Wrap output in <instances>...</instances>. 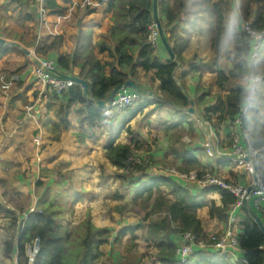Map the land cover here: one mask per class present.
<instances>
[{"label":"trees","instance_id":"16d2710c","mask_svg":"<svg viewBox=\"0 0 264 264\" xmlns=\"http://www.w3.org/2000/svg\"><path fill=\"white\" fill-rule=\"evenodd\" d=\"M10 1L9 8L12 5H28L36 9L37 13L34 16L30 12L26 13L27 20H33L36 15H40L35 4L30 3L29 0ZM72 1L45 0L43 9L53 14H59L64 8L62 3ZM96 1L112 13L111 18L114 24L105 39L93 43V33L82 30L74 40L75 46L69 50L66 47V37L61 33L48 42L45 40L46 42H42L37 49L39 55L56 60L59 73L62 76H78L88 81L91 88L90 99L84 96L83 89L79 84L64 90L62 94H56L51 88H48L51 98L46 106L48 111H54L57 119H46L44 126L53 134V139H59L61 129L70 128L72 124L70 114L76 111L80 114L81 125L86 126L87 129L103 127L108 120L94 101L105 99L117 86L123 85L129 80L135 81L138 86L142 87L141 70L146 72V76L152 72L151 81L153 83L159 81L156 89L153 86L152 90L159 98H146L136 107L123 108L122 111L126 112L124 113V124L114 135L109 133L110 142L104 146L106 158L116 169L110 171L107 167L102 166V176L104 178L113 176L120 180V187L114 193V198L118 203L110 211L112 218L115 220L116 216L121 217L116 221L121 223L129 206L142 200L144 209H146L143 219L147 223L145 241L148 246L155 247L153 262L164 264H264V232L244 207L233 213V206L238 199L230 190L217 184L199 185V180L207 172L196 154L190 151L181 154L180 151H176L188 165L180 167L182 171L188 172L192 168L199 167L198 179L195 183L181 177L174 180L166 173L150 174L148 170L150 160L153 161V159L150 157L149 160H144L136 157L140 156L143 151L151 149H146L140 139H136L131 127H127V124L150 105L161 107L167 102L179 109L189 107L191 105L189 94L184 79H181L186 77L187 72L183 71L181 77H176L175 72L179 64L171 59L164 45L163 49L168 58L163 60L158 55L157 46L149 41L150 27L154 21V0ZM207 1H158L159 17L168 42L178 62L183 65H187L188 59L184 53L190 43L189 39L179 31V28L181 25L200 28L202 9ZM234 4L239 9L238 18L241 21L240 24L235 22L230 31L232 42L235 44L230 56L233 66L228 71L223 69L216 71L217 85L224 88L232 78L242 80L232 87L225 98L220 95L216 96V101L211 105L208 101H203L207 95L203 93L199 96L200 101L198 100L197 107L212 125L213 131L219 139L224 132L229 137V124H232L240 114L252 85L251 76H254L258 81L255 87L253 107L243 117V127L247 132L248 142L251 146L262 149L264 147V0H238V2L234 0ZM223 5H227V0H219L213 6L215 29L211 44L217 50L221 48L226 37V24L228 23L225 15L226 7ZM17 9L22 12V7H17ZM92 12H95V9L87 7V14ZM245 22H248V27L253 33L263 34L261 39L249 32ZM256 45H259V48L256 50V56L253 57ZM15 49L18 50L17 47L9 48L0 45V56ZM68 50L70 52H66ZM104 53L110 55L111 61L102 59L101 56ZM27 64L28 60L26 66ZM194 67L198 69L197 62ZM75 68L80 69L77 75L74 73ZM12 74L13 72L9 76ZM17 74L20 76V73ZM23 84L20 76V81L14 82L12 86L13 91L19 90ZM182 86L186 91L182 90ZM201 88L200 85L196 86L198 92ZM38 95L39 91L35 90L33 101L38 98ZM16 98L23 100L26 105L33 103L26 100L25 92L18 93ZM207 102L208 105H205ZM131 114L132 116H129ZM189 117H191L190 114L185 113L174 125H167L166 133L178 130L176 141L179 142L185 133L183 123L188 121ZM190 125L192 135H194L198 123L191 122ZM87 129H84V134ZM124 130L131 136L128 143L118 142ZM258 160L260 175L264 182V150L259 151ZM236 165L237 172L229 171V174L234 178L226 177V181L229 183L242 182L246 177L241 167ZM209 169L211 173H217L220 168L216 169L215 166H212ZM146 176L150 177V182L144 184L142 190L135 191L131 201L127 202L125 193L127 188L132 184L140 183ZM177 180H182V182ZM0 184V191L6 199V203L11 205L1 204L0 215L10 220L12 229L20 228L17 248L20 256L24 259L21 264H28V258L25 256L26 246L35 238L40 239V251L33 264H99L104 256L102 248L110 243L123 244L125 248H120L121 250L125 249L129 256L137 255V251H133V246L130 248L129 243L126 247L125 238L128 237L127 234H130L128 239L130 243L138 239L140 236L137 231L142 228L141 225L125 224L117 230L110 226H98L94 223L90 210H88L87 217L77 225L64 224L62 219L65 217L66 210L72 212L77 202L84 197H92L87 189L82 188L76 190L71 196L67 195V205L63 206L58 203L57 197H52L54 196L52 187L47 186L45 179L40 176L35 181V187L37 190H44L37 196L35 211L29 213L31 206L35 204L34 194L23 195L14 183L10 184V181L3 180ZM210 195H215V198L220 196L221 202L218 203L215 198L209 201ZM207 200L208 203L211 202L209 217L217 219L222 226V229L217 230V234L227 229L228 226L238 224L242 228V232L239 234L240 258L238 260H234L228 254L205 251L194 254L186 262L177 259L176 249L181 243V233L192 232L198 241L210 240V231L206 230L201 218L198 217V210L207 206ZM26 213L29 214L25 220ZM231 215L235 217L232 222L230 221ZM14 250V240L9 241L6 245V254L10 256ZM129 256H124L123 262ZM0 264H4L1 259Z\"/></svg>","mask_w":264,"mask_h":264},{"label":"rangeland","instance_id":"374dc122","mask_svg":"<svg viewBox=\"0 0 264 264\" xmlns=\"http://www.w3.org/2000/svg\"><path fill=\"white\" fill-rule=\"evenodd\" d=\"M29 1L30 3L35 4V7L38 9V12L40 13V15L39 16L36 15L33 18V20H27L25 17L26 13L28 12L33 14V16L37 13L36 9H33L31 6L12 5L9 8L10 6L9 4H11L10 0H5L4 3L0 5V33H4L5 35H7L8 37L6 38L8 40L20 42L24 47L32 51L33 49L36 50L35 44L37 42L39 44H41L42 42H45L47 35L49 34H57V33L61 34L62 33L67 38L66 42L68 41L72 42V39L68 36V34H71L70 30L68 31L70 27H64L66 24V21H65L66 18L59 17L57 14L56 15L49 14L48 10L43 9L44 7L43 1L40 3L38 0H29ZM210 1L211 0H208L204 9H202V12H204L205 18H201V19L202 20L206 19V23L204 25L201 24L202 28L200 30L201 32L200 35L197 34L199 29L196 28V26H191V27L189 26V28L187 29H180L181 33H183V35L189 39L191 58L190 60L188 59L186 62V63H189V65L191 63L193 64L198 61V58H197L198 55L196 57V54L192 55V53L195 52V49H197V46L200 45V42L202 41L203 46L204 44L210 43V39L212 36V26H213V22H212L213 18H211L210 20V13L212 12L210 10L213 7L212 5H214L215 2L219 0H212V2ZM223 6L226 7L225 15H226V20L228 21V23L226 24V28H227L226 37L222 43L221 48L217 50L218 53H216L214 50L212 51L210 50V56L211 58H213L211 60L212 61L216 60L215 65L217 68H215V65L214 66L212 65L211 67H209V68H212L213 71H215V69L218 70L219 68H223L225 71H228L229 68L231 67L232 60L230 56L232 55V52L235 48V44H233L232 42L230 31L232 30L235 22L236 24L237 22H239L240 24V21H241V19L238 18L239 9L234 4V0H227V5H223ZM17 7H22V12H20V14H15L14 12L15 9H17ZM11 11L14 12L12 17L10 15ZM207 11L209 12L208 16L206 14L208 13ZM72 17L73 15H71L68 18L69 22L71 21L70 19ZM183 26L186 27L185 25ZM196 39H198L197 43H196ZM19 40H23V41L21 42ZM189 51L187 52V54L190 53ZM12 52L19 53L18 55L22 57L21 60L15 61L12 56H10L11 58L8 57L4 61L0 60V75L2 73H7V75L9 76V74L12 72L13 74L21 73L22 71L20 70L19 65L26 64L27 60H28V63L31 62L30 57L28 55H25L23 52L22 53L25 55V57L20 53L19 50H13ZM202 53H204V51ZM46 58H50V57L46 56ZM192 58L193 60H191ZM17 62H21V63L17 64ZM217 62H219V64H217ZM197 63L199 66L201 65V63L199 62ZM12 64L14 65L11 66ZM2 77H4V75H2L1 78ZM147 77L148 79H151V76L147 75ZM188 78L191 79L190 80L191 83L195 81V78L191 77V75H189ZM18 81H20V77L17 80V82ZM2 85H3L2 82H0V172H4V169H8V171H6L5 177L10 179L9 180L10 184L12 182L17 185L20 183L18 180H23L25 185L29 187L30 184H35V181H36L35 179L40 175L41 177H43V179H45L47 186L52 187L53 194H54V196L52 197H57L58 203L63 206L67 205V198H68L67 195L70 194L71 196L76 190H81L82 188L86 189L87 187L91 195L92 194L94 195L95 191H97V196H99L98 200L93 201L92 199L93 195L92 197H88V198L84 197L81 201L76 203L74 211L68 212V210H66L65 217L62 219L64 224L70 223L71 225L73 224L77 225L78 223L82 222L87 217L88 210H90L92 219L94 223L97 224L98 226H110L112 228H116V230L120 226L125 225V224H130V225H135V226L141 225L142 227L137 231V234L140 237L136 239L135 241H133V243H130L128 241V239L130 238V234H127L128 237L125 238L126 247H127V244L129 243L130 248L131 246H133V251H137V255L129 256V254L125 252V249L121 250L120 248L122 249L125 248L123 244L117 245L114 243H110L109 245H105L102 248V250L104 251V256L102 257V260L99 262V264H151V263L152 264H164V263H159V262H153L154 255H155L154 253L155 247L151 245L148 246L145 241V234L147 233V223L143 219H144V216L146 215V209H144L142 200H140V202L136 204L131 203L132 205L129 206L127 214L125 215L124 220L120 224L116 222L117 219L114 220L112 218L113 216L111 215V212H109L110 214L107 213V209L109 208L108 207L109 205L107 206L106 203H110L112 201V198L110 197L112 195H111V191L105 188V187H108V181L104 180V177L102 176V172L99 169V166H100L99 161H101L99 159H101V156H97V155H99V153L104 151L102 148L103 145L110 142V139L109 138L107 139V137H109V133H111L110 132L111 129L113 130L112 135L118 132L120 127L114 124L115 122H117L118 124L122 123L125 118L123 114L126 112L124 111L121 114L122 111L120 110L119 111L120 114L118 115V110L115 111L113 117L109 118L108 121H106L107 123L105 122L106 124L104 123V125H107V124L112 125L111 129L110 127H107L108 133L106 134L104 133V135H100L99 139H95V136H98V135L96 133H93L94 130L92 128L87 129L86 126L80 127L81 122L80 120H78L77 115H75L72 118L74 122V126L70 130L68 129V132H70V134L66 133L65 136L67 138H65V142L61 144L64 148L60 150V154H65V155H63L61 159L59 158L53 159L52 156L48 154L45 160L42 159L41 161L43 163L40 166L41 167L40 172L37 173L31 170V173L27 174V170L26 172H24L23 170L24 168L23 163L9 162L10 159L11 160L13 159V153H14L10 149V144L12 143L16 147H19L18 145H19L20 139H25V137H27L28 134H31V131L25 128L26 126L24 128L21 127L17 129L13 127L14 125L12 124L13 122H16V121L17 123H20V124L24 122H28L27 119L23 120L20 118L21 114L19 110H22L23 113L25 112V115L27 112L21 108L22 100L20 99L17 100L16 98V95L20 93V90L13 91L14 88L12 86H11L12 88L10 87L9 89H3ZM152 85L154 86V88L156 87L155 84L151 83V86ZM229 86L230 84H228L226 87H229ZM224 89H221V90L223 91ZM201 90L202 88L200 89V91ZM203 90L205 91V89ZM216 96L217 95L210 94L209 98H207V101L213 104L216 101ZM146 98L147 99H158L159 96L157 97V95H154V96L147 95V97L137 100L136 103L132 105L131 107H136L139 103H141L142 100L144 101V99ZM154 107H155L154 105H150L146 111L144 110L143 112L139 113L134 119L131 120L129 124H127V125H130L131 130L134 133V136L140 139V141L145 145L146 149H151V151L147 150L146 153L142 152L140 156H136V157H140L141 159H144V160L145 159L149 160L150 157L153 159V161L150 160V166L148 170V173L150 174L166 173V174H169V176L172 177V179L174 180H176L177 177H181L187 181H194L195 178H192V176L193 175L196 176L199 168L195 169V171H191V170H189L188 172L182 171L180 167L188 166V165L184 162V160H178L176 156V151H182L180 150L179 147H181L183 143L184 145H186V147H190L194 145L195 142L192 139H190L191 138L190 135H189L190 137L186 135V137H184V140L181 139L179 142H177L176 137H177L178 130H173L171 133H166L165 131V127H166L165 122L170 120L173 123L178 118L183 116L184 114H181V115L176 114L175 113L176 109L171 104H165V105H162L161 107H155V108ZM172 107L175 109V111H173ZM148 111H152L153 115L151 114V112H148ZM32 112L33 110L30 113ZM36 115H39V113ZM129 116H132V114ZM192 121H193L192 123H198V125L195 128V131H196L195 137L197 138L198 136H200L198 134V131H200L201 133V136H200L201 140L200 138H197L201 141L200 143L201 146L199 147L200 149L198 151L199 155H197V157L199 156V158H203L204 160L207 157H211L207 153L208 152L207 151L208 142H210V140L214 142V140H216L217 137H216V134L208 132L207 133L208 142H207L205 134H204V131L205 133L207 131L202 127L200 119L194 116L192 117ZM40 124L41 123H37V124L35 123L34 127H37V125H40ZM187 127L188 126L186 123L185 128ZM16 129L17 130L23 129L26 131L22 130L23 131L22 132L19 130L20 132L13 133V132H16L15 131ZM84 129H87L86 130L87 132L85 134L83 133ZM96 132L99 133L98 130H96ZM123 135H126L128 138L131 137L127 134L125 130L123 131ZM202 136L205 138V142L203 141ZM229 137L232 138V141H227ZM229 137H227L226 141L228 144H230V148L232 150L234 148L233 146L234 144H240L241 136L235 131V129H232L230 130ZM15 146L13 147L15 148ZM73 146H76L79 149H76ZM86 154L89 155L90 157H87ZM206 160H207L206 163H208V167L206 166L207 168L206 172L208 173V175L216 177L217 175L216 172L209 174L211 173L209 167H212V166H211V162H209L208 159ZM45 162L46 164L43 165ZM84 165H86L87 168L90 167L89 171L91 173L86 170ZM17 170H21L22 172L25 173L26 176L25 177L21 176L19 179H17V173H16ZM79 170H81V172H79ZM83 170L85 171V174L82 176ZM88 173L90 174V176L87 177V181L85 182L84 179L86 178ZM100 173L101 175H99ZM24 178H26L27 182L24 180ZM80 179L82 180L84 186L86 187H84L83 184L81 186V183H79L81 182ZM102 180H104L103 182L105 186L101 183ZM250 180L251 179L249 175H247L242 180L241 184L248 185L250 183ZM177 181L182 182V180H177ZM148 182H150V177L146 176L143 179V181H141L140 183H137L135 185L132 184L131 186H129V188H127L125 192L127 202L133 198L135 191L142 190L143 185ZM204 183H207V182H199V185L203 186L205 185ZM25 185L23 186L25 187ZM119 187L120 185L118 186V188ZM118 188H115L112 192H116ZM43 190L44 189L37 190L35 188L34 196L36 197L39 196V192L41 193ZM37 201H38V198H37ZM210 204L211 202L207 203L208 208ZM101 206L104 209V211H101ZM97 211L99 212L97 213ZM102 212L107 214V218L103 219L104 222L98 218V217H101ZM97 219H99V221ZM6 224L7 226L5 224L3 225L0 223V259H5L6 262L10 263V259L8 258H11V257H8V255L6 254V245L9 241H12L14 238H12L13 231L10 230L11 225H8V223ZM5 229L9 230V232L5 233ZM25 256L27 257L26 253H25ZM124 256H129V257L126 258V261L123 262Z\"/></svg>","mask_w":264,"mask_h":264},{"label":"crops","instance_id":"0c3cea01","mask_svg":"<svg viewBox=\"0 0 264 264\" xmlns=\"http://www.w3.org/2000/svg\"><path fill=\"white\" fill-rule=\"evenodd\" d=\"M4 1L5 0H0V5L3 4ZM40 2L41 1H39V3ZM43 2L45 3V0ZM210 2H212V0ZM237 2H238V0H237ZM62 6L64 7L63 10H62V12H60L57 15L59 17L66 18L65 19L66 24H65L64 27H70V29H68V31L70 30V33L71 34H68V36L72 39V42H70V41L66 42L67 43L66 47H68L69 50L72 49V46L73 47L75 46L74 40H75L77 34L80 33L82 30L83 31H91L93 33V43H94V42H97L100 39H105L106 34L108 33V31L111 28V26L114 24L113 21H112V18H111L112 17V13L109 10H107V8H105L104 6L98 5V2L96 0H73L72 2L62 3ZM212 6H214V5H212ZM87 7H90L92 9H95V12H92L90 14H87ZM5 8H6V6H5ZM210 11H212L210 13V20H211V18H213V21H212L213 22V26H212V36H211V39H212L213 33H214V29H215V18L213 16V7H212V9ZM14 12H15V14H20V11L18 9H15ZM14 12L11 11V14H10L11 17H12V15H13ZM48 13L49 14H52V15H56L55 13L54 14L53 13H50V12H48ZM206 14L208 16L209 12L206 13ZM71 15H73V17L70 19L71 21L69 22V19L68 18ZM202 18H205L204 12H203ZM205 23H206V19H204V20L201 19V21H200V28H198L199 29L198 30L199 33L197 32V34L200 35V33H201L200 30L202 28L201 27V24L204 25ZM245 25H248V22H245ZM187 28H189V25H187L186 27H184L183 25H181L180 28H179V31H180V29H187ZM65 31H66V29H65ZM57 34H49V35H47L46 41L48 42L51 38H53ZM0 36H2L4 38L8 37L4 33H0ZM211 39H210V43L204 44V46H203V43L201 41L200 42V45L197 46V49H195V52L192 53V55H195V54L198 55V57H197L198 58V61L197 62L201 63V65L198 67V69H195V67H194L195 63H193V64L191 63L192 66H191V64L189 65V63H187V65L181 64L182 66L180 68L178 67V69L176 70V77H181L183 71L187 72L186 77L181 78V79H184V82H185L186 87H187V93L189 94L190 100L192 99V100H194V102L196 101L195 102V105H196V108L197 109H198V107H197L198 100L200 101L199 96L202 95L203 93H206L207 94L205 96V98H203V101L205 100V102L207 101V98H209V95L210 94L217 95V96L220 95L221 97L225 98L226 95L229 94V92L232 89V87H234L235 84L240 83L241 80H242V79L240 80L239 78H237V79L236 78H232L228 83L225 84V86H224L225 89L224 88H221V87H219V85H217V72H216L217 69H215V71H213L212 68H209L212 65L214 66L215 63H216V60L215 61H212L211 60L213 58H211V56H210V50L211 51L214 50L216 53H218L217 49H214L212 47ZM66 40H67V38H66ZM19 41H21V40H19ZM197 42H198V39H196V43ZM35 47H37V44H35ZM157 48H158V55L163 60H166L168 58V56L166 55V51H164V49H163L162 42L157 46ZM15 50H17V49H15ZM18 50L25 57L26 54L23 51H21L19 48H18ZM69 50L66 51V52H70ZM189 50H190V45L187 48V50L185 51L184 56L186 57V59H189L190 60V58H191L190 57L191 50L190 51ZM256 50H257V48L255 47V53H256ZM12 51L13 50H11L8 53L0 56V60L4 61L8 57H10V56H12L15 61L21 60L22 57H20L18 55L19 53H13ZM188 51L190 52L189 54H187ZM203 51H204V53H202ZM109 56L110 55L108 53H104V54H102L101 57H102L103 60L111 61V58ZM255 56L253 55V57H255ZM193 58L191 60H193ZM30 60H31V58H30ZM18 63H21V62H17V64ZM14 64H16V63H14ZM14 64H12L11 66H13ZM23 66H24V68H22ZM232 66H233V63H231V67L230 68H232ZM19 68L22 71L20 73L21 81L24 83L23 86H21V88L19 90H20V92H25L26 100H29V101H32L33 102L31 104H28V105H35V107H34L33 112L30 113L31 111L29 112L27 110V108H26L28 105L24 104L23 100L21 101V108L23 110H25L27 113L25 115V112L23 113L22 110H19L20 111V114H21L20 115L21 116L20 118L23 119V120H26L27 119L28 122H24V123H21L20 124V123H17V121H16V122H13L12 124L14 125L13 127L17 128V129L18 128H21V127L24 128L26 126L25 128L29 129V131H31V134H28V136L25 137V139H20L19 145H18L19 147H16L12 143L10 144V149L14 153H13V159L12 160L10 159L9 162H12V163H23V166H24L23 170H24V172H26V170H27V174H30L31 173V170L38 173V172H40V169H41L40 166L43 163V162H41L42 159L45 160V158L47 157L48 154L50 156H52L53 159L54 158L61 159V157L63 155H65V154H60V150L64 148L61 144L64 143L65 142V138H67L65 136L66 133L67 134H70V132H68V129H61V131H60V138L59 139H53V134L51 132H49L48 129L44 126V123L46 122V119H48V118L57 119L54 111H52V110H49L48 111L47 106H46L47 103H48V101H50V98H51V96H50V94L48 92V87H46L42 83L38 82V80L34 77L35 64H33L32 61L30 63H28L27 66H26V64L19 65ZM215 68H217L216 65H215ZM219 69H223V68H219ZM79 72H80V69L75 68L74 73L77 75ZM2 75H6L7 76V73H2L0 75V80L2 79L1 78ZM189 75H191V77H194L195 78V81L194 82H192V83L190 82L191 79L188 78ZM149 76H153V73L150 72ZM149 80H151V79H148V77L146 76V72L144 70H141L140 82L143 84L142 87L145 88V89H147V90H149V91L154 92L152 90L153 89L152 88L153 85L151 86V83L152 84H155L156 87H157L159 85V81H156V82L153 83V82H151ZM251 81H252V79H251ZM228 84H230V86L229 87H226ZM197 85H200L202 87V89H205V91L204 90H201L200 92H198L197 89H196V86ZM252 85H254L256 87V83L253 84V81H252ZM2 86H3L2 88L5 89V86L4 85H2ZM221 89H224V90L222 91ZM35 90H38L39 91V95H38V98L33 101V93H34ZM41 104H43V105H41ZM165 104H170V103L165 102L163 105H165ZM209 104L211 105L212 103L209 102ZM205 105H208V102ZM174 108L176 109V111H175ZM174 108L172 107L173 111H175V113L178 114V115L179 114L180 115L181 114H185V113L189 114L184 109H179V108H176V107H174ZM122 109L123 108L118 109V115L120 114L119 111L120 110L122 111ZM147 109L148 108H146L145 111ZM123 112L124 111H122L121 114ZM148 112H151V114L153 115L152 111H148ZM38 113H39V115H36ZM240 114H241V112H240ZM240 114L235 118V120H234V122L232 124H229V128H230V130L235 129V131L241 136V139L240 140H241L242 145L243 146H246V145H249L250 143L248 142L249 141V138L247 136V132H246L245 128L243 127V117H242V124L236 123V120L240 116ZM75 115H77V118L79 120L80 114L78 112H76V111H73L70 114V120H71V123L72 124H71L69 130L74 126V122H73L72 118ZM123 116H124V114H123ZM123 116H121V117H123ZM190 116H192V115L190 114ZM192 117H194V115ZM192 117H189L188 121H186V122L183 123L184 128H185V124L186 123H187V126L188 127L185 128V133L183 134V136H182L181 139L184 140V137H186V135L187 136L190 135L191 136L190 139H192L195 142V144L192 145V146H190V147H186V145H184V143H183L181 145V147H179V148H180V150H182V151H180L181 154H183L184 152L190 151V152H192V153H194L196 155H199L198 154V151L200 149L199 147L201 146V144H200L201 143V141H200L201 140V138H200L201 133H200V131H198V134L200 136H198L197 138H200V140L195 137V133H194V135H192V131L190 129V126H191L190 123L193 122L192 121ZM33 119H34V121H33ZM179 119L180 118H178L173 123L170 120L167 121V122H165L166 123V126L167 125H174ZM214 121H216L215 118H214ZM35 123L36 124L37 123H41V124L40 125H37V127H34L35 126ZM123 124H124V121L122 123H120V124H118L117 122H115L114 125H117L119 127H122ZM81 126L82 125L80 123V127ZM128 126H130V125H127V127ZM107 127H110V129H111L112 125H108L107 124V125H104L103 127L100 126V128L93 129L94 130L93 133H96L98 135V136H95V139H99L100 138V135H104V133L105 134L108 133ZM17 129L15 130L16 132H13V133H18V132H20V131L23 130V129H19L20 130L19 131ZM96 130H98L99 133H97ZM23 131H26V130H23ZM112 131L113 130L111 129L110 132L112 133ZM114 131H116V130H114ZM207 133L208 132L205 133V131H204L206 140L208 142ZM213 134H215L214 131H213ZM216 137H217V139L214 140L213 143H214V146L217 148V151L218 152H220V153H233V154H235V152H234L233 149H232L233 150V152H232V150L230 148V144L227 143V141H232V138L231 137H229L228 140H227V138H226L227 136H226L225 132H224L223 136L220 137V139L217 136V134H216ZM108 138L109 137H107V139ZM130 138H128L126 135H123V133H122L121 138H119L118 142L128 143V142H130ZM202 138H204V137L202 136ZM86 139H88V138H86ZM136 139H138V138H136ZM203 141L205 142V138L203 139ZM105 145H103V147H102L104 151H102L101 153H99V155H97V156H101V159H99V160H101V161H99L100 162L99 169L101 171V167L102 166H105L110 171H113V170L116 169V167L109 161L108 158H106V156L104 154L105 153V149H104V146ZM13 146H15V148ZM73 147L76 148V149H79L76 146H73ZM145 153H146V151H145ZM86 156L87 157H90L87 154H86ZM176 156H177L178 160H182V157H180L178 155V153H176ZM198 159L201 160L203 167L204 166H205V168H206V166L208 167V163H206L207 162L206 159H208V161L211 162V166H215L216 169L220 168L219 171L217 170V173L218 174H220L221 176H223L225 178L226 177L234 178V177H232V175L229 174V171L231 172L232 170H234V171L237 170V167H236L237 165L236 164H238V162L236 161V159H222V160H220V159L215 158V156L214 157L213 156L207 157L204 160H203V158H199V156H198ZM203 162H205V163H203ZM219 162H220V164H219ZM45 164H46V162L43 165H45ZM84 167L86 168V170L88 172H90L89 171V168L90 167L87 168L86 165H84ZM198 168L199 167L192 168L191 171H195V169H198ZM6 171H8V169H4V172H0V182L3 181V180H6V181H9L10 180L7 177H5ZM24 172H22L21 170H17V172H16L17 173V179H19L21 176H24L25 177L26 175H25ZM79 172H81V170H79ZM84 174H85V171L83 170L82 171V176ZM197 174H198V171H197ZM245 174H246V172H245ZM99 175H101V173ZM89 176H90V174L88 173V175L84 179L85 182L87 181V177H89ZM246 176H247V174H246ZM38 177L35 180H37ZM24 180L27 182L26 178H24ZM104 180L108 181V187H105V188L106 189H109V191H111V195H112V196H110L112 198V201L110 203H106L107 206L109 205L108 206L109 208L107 209V213L110 214L109 212L112 209L111 207H114L118 203V201L114 198V193L115 192H112V191L115 188H118V186L120 185V180L117 179V178H115V177H113V176H109L108 178H104ZM104 180L101 181V183L103 185H104V182H103ZM18 181L20 183L17 184V185L16 184H14V185L20 190V192L22 194H25L26 193L28 195V194L31 193L33 195L35 193V188H36L35 187V184H30V186L28 187L27 185H25V183L23 182V180H18ZM77 181H78V179H77ZM80 181L81 182H79V183H81V186H82L83 182H82L81 179H80ZM196 181H197V179L194 180V181H190V182L195 183ZM23 185H25V187ZM83 186H84V184H83ZM84 187H86V186H84ZM86 189H87V187H86ZM214 196L215 195H210V197H209L208 200L212 201L215 198ZM34 197H35V204H33L31 206V209L33 207L35 208L36 207V204H37L36 203L37 202V197L36 196H34ZM92 199H93V201L99 199V196H97V191H95ZM215 200L218 203H220L221 202L220 196H218L217 198H215ZM6 202L7 201H6L5 197L3 196L2 191H0V205L1 204L8 205V203H6ZM207 203H208V201H207ZM8 206H11V205H8ZM99 211H97V213ZM101 211H104V209L102 208V206H101ZM240 214H242V212H240ZM198 217L201 218L203 224L206 227V230L207 231H210V233L216 232L218 229H222V226L220 225V223H219V221L217 219H211L209 217V208L207 206L198 210ZM24 218H25V215H24ZM98 218L101 221L104 222L103 219L104 218H107V214L102 212L101 217H98ZM120 218L121 217L116 216V219H120ZM99 219H97V220L99 221ZM2 220H3V222H2ZM0 223L3 224V225L5 224L6 226H7L6 223H8V225H11L10 220L8 218H5L2 215H0ZM118 224H120V223H118ZM122 226H120L119 228L117 227V228L120 229ZM235 227H236L238 233L240 234L242 232V228L238 224L235 225ZM10 230L13 231L12 238H14L13 240H14V244H15V250L11 253L10 256H8V257H11V258H8L7 257L8 259H10V263L6 262L5 259H1V260L3 261L4 264H21V263L24 262V259L20 256L19 251H18V248H17V241H18V236H19L20 228H16V229L10 228ZM7 232H9V230H6L5 229V233H7ZM27 247H28V244H27L26 248ZM231 257L234 260H238L240 258V250H238L235 255H231Z\"/></svg>","mask_w":264,"mask_h":264},{"label":"built area","instance_id":"2783aa9c","mask_svg":"<svg viewBox=\"0 0 264 264\" xmlns=\"http://www.w3.org/2000/svg\"><path fill=\"white\" fill-rule=\"evenodd\" d=\"M38 1H44V0H38ZM247 29L250 33H252L254 36H256L258 39H261L263 34H256L253 33L248 25ZM149 41L154 45L158 46L160 42V34L158 31V27L155 21H153V24L150 27V34H149ZM257 49L259 48V45H256ZM256 53L254 54V56ZM42 66H35L34 68V77L38 80V82L42 83L48 88H51L52 91H54L56 94H62L64 90L69 89L70 87L74 86L75 84H79L75 82L73 79L67 76H62L59 73L58 67L54 60H48L44 59L41 60ZM18 75H12L10 78H7L6 75L2 77V81L4 82L5 89H9L13 83L18 80ZM256 82V80H254ZM82 89L84 90L83 85L79 84ZM255 96L254 87L251 89L250 95L247 98V102L244 106V108L241 111L240 116L237 118L236 123L242 124V117H244L246 114H248L250 108L253 106V99ZM147 95L140 93L136 90H134L131 87H121L114 97L107 102L105 107H100L96 102L97 106L102 109L103 116L108 120L109 118H112L114 115V112L121 108H126L134 105L137 100L141 98H145ZM35 105H28L26 108L30 112L34 110ZM208 148V154L210 156L214 157V143L212 140L208 142L207 144ZM234 152L242 157L250 156L254 159L253 162H249L246 160L239 159V166L241 167L242 171H245L248 173L250 177V183L248 185H243L241 182L233 181V183H229L226 181V178L221 176L220 174L216 173L215 176H211L205 174L199 182H207L206 184H217L220 187H223L225 189L230 190L236 197L237 202L233 206V213L237 209H240L243 207L245 195L247 192V189L249 186L257 184V188L253 191L252 197H251V204L252 207L258 212V214L264 219V182L262 180V177L260 175V164L258 160V153L262 149H256L253 146L246 145L243 146L242 143L240 144H234ZM255 165L257 166V171L259 173V177L255 178ZM212 174V173H209ZM192 178L198 179V176H192ZM35 211V208L33 207L29 213H32ZM232 213V214H233ZM28 218V213L25 214V220ZM235 217L234 215H231L230 221H234ZM218 231L211 233L210 240H200L198 241L196 239V236L192 232H184L181 233V243L178 245L176 249V257L181 262H186L189 260L191 256L194 254L205 251L208 253H219V254H228V255H235L236 252L240 249V243H239V233L234 226H228L227 229L222 231L220 234H217ZM40 251V239L35 238L32 240L28 247L26 248V255L28 258V264H33L38 253Z\"/></svg>","mask_w":264,"mask_h":264},{"label":"water","instance_id":"95a60500","mask_svg":"<svg viewBox=\"0 0 264 264\" xmlns=\"http://www.w3.org/2000/svg\"><path fill=\"white\" fill-rule=\"evenodd\" d=\"M158 1L159 0H154V20L157 24L159 33H160V38L162 41V44L165 46L166 50L168 51V53L170 54V57L173 61L177 62L179 64L178 67H181V63L178 62L175 53L173 52V49L171 47V45L168 42L167 39V35L165 34L163 25L161 23L160 17H159V10H158ZM0 45L3 47H9V48H14L17 47L19 49H21L26 55H28L29 57H32V59L35 61V63H37L38 66H42L41 61L35 57L32 53L31 50L27 49L26 47H24L20 42L17 41H12V40H8L7 38H4L2 36H0ZM176 74V72H175ZM71 79H73L75 82L83 85L84 87V96L86 98H91V88H90V84L88 81L81 79L79 77L76 76H71ZM121 87H131L134 90L140 92V93H144L145 95H150V96H154L155 93L152 91H149L143 87H140L136 84L135 81L133 80H129L127 81L125 84L123 85H119L117 86L109 95L108 97H106L105 99H98L95 100L94 102H96L100 107H105V105L107 104L108 101H110L114 95L116 94V92L121 88ZM182 90H185L184 87H182ZM191 102V106H189L188 108H185L184 110L187 111L189 114L196 116L197 118L200 119L201 125L202 127L209 133H213V129L212 126L210 125V123L204 118V115L202 114L201 111H199L196 108L195 102L194 100H190ZM214 155L215 158L217 159H239L242 158L241 156H239L238 154H233V153H220L217 151V148L214 146ZM245 160L249 161V162H253L254 163V159L250 156H247L244 158ZM259 177V173L257 172V166L255 165V178L257 179ZM257 188V184L251 185L246 192L245 195V199H244V204L243 207L248 211V213L253 217V219L255 220V222L259 225L260 229L264 232V220L261 218V216L251 207L250 204V198L251 195L253 193V191Z\"/></svg>","mask_w":264,"mask_h":264},{"label":"clouds","instance_id":"9594fccd","mask_svg":"<svg viewBox=\"0 0 264 264\" xmlns=\"http://www.w3.org/2000/svg\"><path fill=\"white\" fill-rule=\"evenodd\" d=\"M155 21V20H154ZM159 31V30H158ZM160 34V33H159ZM161 43V38H160V42H159V44ZM37 44V47H36V50H34L33 49V51H32V53H33V55L35 56V57H37L40 61L41 60H44V59H48V60H54L55 61V63H56V65H57V62H56V60L55 59H52V58H46V57H44V56H42V55H39L38 53H37V49L40 47V44L37 42L36 43ZM35 48V47H34ZM21 50V49H20ZM22 51V50H21ZM31 58V61H32V63L33 64H35V66H38L37 65V63H35V61L32 59V57H30ZM59 70V69H58ZM12 75H17V74H12ZM11 75V76H12ZM11 76H8L7 75V78H10ZM71 76H73V75H69V76H67V77H71ZM20 77V76H19ZM77 77V76H76ZM36 78V77H35ZM251 79H252V81H253V84H255L257 81H258V79H256L254 76H251ZM254 80H256V82H254ZM1 82H2V84L4 85V82L2 81V79H1ZM15 82H17V80L15 81ZM14 84V83H13ZM13 86V85H12ZM254 87V91H255V86L254 85H252L251 87H250V89H249V95H250V92H251V89ZM84 91V90H83ZM144 94V93H143ZM249 95H248V97H249ZM247 97V98H248ZM255 97V96H254ZM254 100V99H253ZM246 102H247V99H246V101H245V104H246ZM245 104H244V106H245ZM244 106L242 107V109L244 108ZM253 107V106H252ZM242 109H241V111H242ZM251 109V108H250ZM249 113V112H248ZM247 115V114H246ZM264 148V147H263ZM236 154V153H235ZM215 156V155H214ZM240 156V155H239ZM242 157V156H241ZM243 158V160H245L244 158L245 157H242ZM242 158H239V159H242ZM239 159H236V161L238 162L239 161ZM247 161V160H246ZM238 165H239V162H238ZM243 172H245V171H243ZM258 172V171H257ZM247 175H248V173H246ZM250 187V186H249ZM251 197H252V195H251ZM250 204H251V198H250ZM251 207H252V204H251ZM253 208V207H252ZM254 209V208H253ZM255 210V209H254ZM256 211V210H255ZM257 212V211H256ZM258 213V212H257ZM262 218V217H261ZM263 219V218H262ZM264 220V219H263Z\"/></svg>","mask_w":264,"mask_h":264},{"label":"bare ground","instance_id":"6f19581e","mask_svg":"<svg viewBox=\"0 0 264 264\" xmlns=\"http://www.w3.org/2000/svg\"><path fill=\"white\" fill-rule=\"evenodd\" d=\"M227 161V160H226Z\"/></svg>","mask_w":264,"mask_h":264}]
</instances>
